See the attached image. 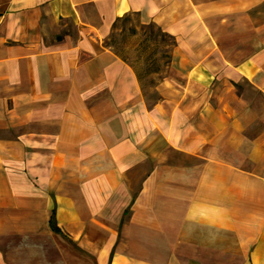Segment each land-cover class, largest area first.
Wrapping results in <instances>:
<instances>
[{"label":"crops","instance_id":"crops-1","mask_svg":"<svg viewBox=\"0 0 264 264\" xmlns=\"http://www.w3.org/2000/svg\"><path fill=\"white\" fill-rule=\"evenodd\" d=\"M0 264H264V0H0Z\"/></svg>","mask_w":264,"mask_h":264},{"label":"rangeland","instance_id":"rangeland-1","mask_svg":"<svg viewBox=\"0 0 264 264\" xmlns=\"http://www.w3.org/2000/svg\"><path fill=\"white\" fill-rule=\"evenodd\" d=\"M153 29V30H152ZM107 42L114 51L127 58L136 69L143 73V88L152 87L168 67L167 60L172 48V38L163 34L158 27H150L139 21L136 14L116 21ZM153 61L159 65L158 72L146 73V66Z\"/></svg>","mask_w":264,"mask_h":264},{"label":"trees","instance_id":"trees-1","mask_svg":"<svg viewBox=\"0 0 264 264\" xmlns=\"http://www.w3.org/2000/svg\"><path fill=\"white\" fill-rule=\"evenodd\" d=\"M128 15H125V16H123L122 18H126ZM115 23H116V21L113 23V26L115 25ZM142 24H146V25H149L150 27H155L156 25L153 23V22H150V23H142ZM156 27H158V26H156ZM158 29L163 33V34H165V35H168V36H170L171 38H172V44L174 43V39H173V37L170 35V34H168L167 32H165V31H163V30H161L159 27H158ZM153 30V29H152ZM108 45H110L111 47H112V43H110V42H108ZM115 53H117L121 58H123V59H125V60H127V58L125 57V56H123V55H121L120 53H118V52H116L115 51ZM170 54L168 55V60H167V64L169 63V61H170ZM154 63V65H151V63L149 64V65H147L146 66V73H150V72H158L159 70H160V67H159V65L158 64H156V62L155 61H153ZM131 64V63H130ZM132 65V64H131ZM133 66V65H132ZM134 67V66H133ZM135 68V67H134ZM135 72H136V75H137V77H138V79L141 81V84H142V78H143V73L141 72V70H139V69H136L135 68ZM143 85V84H142Z\"/></svg>","mask_w":264,"mask_h":264}]
</instances>
